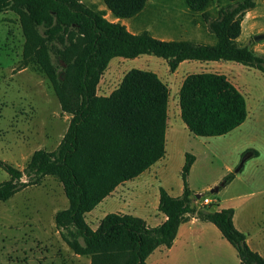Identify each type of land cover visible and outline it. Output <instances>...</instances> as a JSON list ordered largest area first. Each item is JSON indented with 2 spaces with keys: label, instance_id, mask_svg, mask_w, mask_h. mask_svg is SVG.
Masks as SVG:
<instances>
[{
  "label": "trees",
  "instance_id": "1",
  "mask_svg": "<svg viewBox=\"0 0 264 264\" xmlns=\"http://www.w3.org/2000/svg\"><path fill=\"white\" fill-rule=\"evenodd\" d=\"M119 18L136 15L146 0H102ZM209 0H185L200 11L213 44L185 39H160L146 30L129 31L81 0H0V12L18 14L24 36L22 63H36L48 78L63 109L71 117L57 148L36 149L23 169L0 159L8 174L0 182V200L36 183L43 175L57 176L68 206L54 214V223L76 254L91 255L90 264H148L154 249L169 248L179 225L190 217L210 221L235 249L239 264H264L245 234L233 223L232 207L211 209L195 205L187 175L195 159L186 152L181 168L182 193L169 194L159 187L157 210L165 219L149 225L139 216L106 213L92 228L84 219L114 188L147 169L165 153V129L169 88L153 71L132 68L107 95L96 86L109 60L152 54L166 60L174 71L183 60L235 61L264 73V55L235 38L241 32L245 12L254 0H228L217 15L205 12ZM52 55L64 65L59 70ZM71 94L66 93L67 88ZM180 118L194 135H222L240 125L247 116L243 94L218 72L187 74L178 89ZM25 175L28 179L22 180ZM234 177L228 173L218 189Z\"/></svg>",
  "mask_w": 264,
  "mask_h": 264
},
{
  "label": "rangeland",
  "instance_id": "2",
  "mask_svg": "<svg viewBox=\"0 0 264 264\" xmlns=\"http://www.w3.org/2000/svg\"><path fill=\"white\" fill-rule=\"evenodd\" d=\"M97 9L102 0H83ZM228 0H209L205 12L217 15L219 6ZM188 11L186 13L185 11ZM200 11L188 8L185 0H148L145 8L133 18H122L134 32L146 30L160 39H185L195 43L215 42L207 30ZM195 17L193 25L191 21ZM264 0H254L241 20V32L235 38L240 45L264 42ZM24 36L19 16L11 10L0 12V159L23 169L36 149L53 151L66 131L71 114L63 109L51 84L40 67L22 63ZM255 52L264 55V45ZM62 69L64 63L52 55ZM175 77L166 60L152 54L133 58L113 57L102 72L96 94L107 95L132 68L155 72L169 88L168 116L164 156L138 176L118 185L84 215L95 228L109 212L130 213L149 225L160 222L157 210L159 187L173 196L182 193L181 168L185 153L195 159L187 175V184L195 205L211 209L232 207L233 222L248 239V245L264 256V73L235 61L188 60ZM228 71L230 81L243 94L247 106L245 120L222 135H194L182 122L178 106V89L188 73ZM71 94V89H66ZM233 179L218 190L223 177ZM8 174L0 167V182ZM28 178L23 175L22 180ZM218 188V187H217ZM213 201L202 203V197ZM68 199L55 175H43L36 183L0 200V264H90L91 255L72 251L54 223L57 210L66 208ZM182 225L171 249H154L146 257L148 264H239L233 246L210 221L198 220L191 229Z\"/></svg>",
  "mask_w": 264,
  "mask_h": 264
},
{
  "label": "crops",
  "instance_id": "3",
  "mask_svg": "<svg viewBox=\"0 0 264 264\" xmlns=\"http://www.w3.org/2000/svg\"><path fill=\"white\" fill-rule=\"evenodd\" d=\"M82 2H84L83 0H81ZM103 2V1H102ZM147 2H148V0H146V2H145V5H144V7L141 9V11L145 8V6H146V4H147ZM92 9H94V8H92ZM94 10H96L97 12H99V13H101L104 17H106L108 20H111V21H119L120 23H123L125 26H126V28L129 30V31H131V32H133V33H136V32H134L133 31V29H132V25L129 23V22H126L124 19H122V18H119V17H115L111 12H110V10L108 9V8H106V6L104 5V3L102 4L101 2H98V7H97V9H94ZM141 11H139L136 15H138ZM186 13H188V11L186 10L185 11ZM196 12H198V11H196ZM199 13H201V12H199ZM136 15H134V16H132V17H129V18H133V17H135ZM194 20H195V17L193 18V20L191 21V23L193 24V25H196V24H198L197 22H194ZM204 24H205V22H204ZM215 36V35H214ZM159 38H162V37H159ZM215 41H216V37H215ZM210 43L211 44H213V43H215V42H212V41H210ZM260 45H264V42L262 43V44H259L258 42L257 43H255V44H253L252 45V49L253 50H256L257 49V47H259ZM185 61H188V60H183V61H181L179 64H178V66H177V68L174 70V71H172V73H173V76L175 77L176 75H175V73L177 72V69L179 68V66L182 64V63H193V62H185ZM145 70V69H144ZM171 72V71H170ZM200 72H218V71H200ZM228 71H226V70H224V71H219L218 73H222V74H224L226 77H227V79L230 81V79H229V75H228V73H227ZM155 73V72H154ZM189 74V73H188ZM157 75V74H156ZM158 76V75H157ZM164 82V81H163ZM231 82V81H230ZM165 83V82H164ZM232 83V82H231ZM233 84V83H232ZM234 85V84H233ZM180 86V85H179ZM179 114H180V109H179ZM169 119V116H168V103H167V120ZM166 123H167V121H166ZM166 127H167V124H166ZM165 131H166V129H165ZM191 132V131H190ZM164 156V155H163ZM162 158V157H161ZM156 162V161H155ZM154 162V163H155ZM151 166V165H150ZM149 166V167H150ZM148 167V168H149ZM147 168V169H148ZM146 170V169H145ZM144 170V171H145ZM142 173V172H141ZM138 176V175H137ZM127 181V180H126ZM122 183H125V181L124 182H122ZM118 185H121V183L120 184H118ZM118 185L114 188V190L109 194V195H112V193L116 190V188L118 187ZM108 196V195H107ZM105 198V197H104ZM103 198V199H104ZM102 199V200H103ZM101 200V201H102ZM100 203V202H99ZM91 211V210H90ZM161 213V212H160ZM165 219V215L163 214V213H161V216H160V222L159 223H161L163 220ZM198 220H200V219H198V218H196V217H190L188 220H186V221H184V222H182L180 225H179V227H178V230H177V234H176V237H175V239L173 240V243L171 244V246L169 247V248H167L168 250L169 249H171V247L173 246V244L175 243V241L177 240V237H178V231H179V228L182 226V225H187L188 224V226H187V228L188 229H191L192 227H193V225L196 223V221H198ZM158 223V224H159ZM234 223V222H233ZM235 225V224H234ZM246 241H247V243H248V239L246 238ZM159 248V247H158Z\"/></svg>",
  "mask_w": 264,
  "mask_h": 264
},
{
  "label": "water",
  "instance_id": "4",
  "mask_svg": "<svg viewBox=\"0 0 264 264\" xmlns=\"http://www.w3.org/2000/svg\"><path fill=\"white\" fill-rule=\"evenodd\" d=\"M264 37V34H262V33H259V34H255L254 36H253V40H258V39H261V38H263ZM216 190H218V188H217V186H215V187H213V188H211L210 189V191L211 192H214V191H216ZM200 194H196V197H198Z\"/></svg>",
  "mask_w": 264,
  "mask_h": 264
},
{
  "label": "built area",
  "instance_id": "5",
  "mask_svg": "<svg viewBox=\"0 0 264 264\" xmlns=\"http://www.w3.org/2000/svg\"><path fill=\"white\" fill-rule=\"evenodd\" d=\"M212 201H213L212 199H210V198H208L206 196L202 197V203H204V204H209Z\"/></svg>",
  "mask_w": 264,
  "mask_h": 264
}]
</instances>
